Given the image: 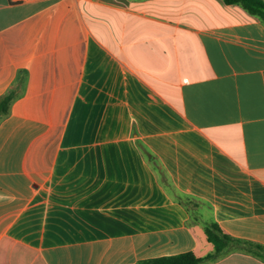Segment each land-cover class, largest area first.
I'll return each mask as SVG.
<instances>
[{"label": "crops", "instance_id": "crops-1", "mask_svg": "<svg viewBox=\"0 0 264 264\" xmlns=\"http://www.w3.org/2000/svg\"><path fill=\"white\" fill-rule=\"evenodd\" d=\"M11 91L0 264H264L207 258L212 221L264 244V21L241 4L0 0Z\"/></svg>", "mask_w": 264, "mask_h": 264}, {"label": "trees", "instance_id": "trees-1", "mask_svg": "<svg viewBox=\"0 0 264 264\" xmlns=\"http://www.w3.org/2000/svg\"><path fill=\"white\" fill-rule=\"evenodd\" d=\"M228 4H241L251 14L264 21V0H225ZM15 92H9L0 99V121L11 109ZM208 240L214 244L215 252L207 258L219 256L233 250H242L261 256L264 259V244L244 238L234 237L227 233L221 225L212 221L206 226ZM204 258L194 251H186L173 255H163L139 260L136 264H200Z\"/></svg>", "mask_w": 264, "mask_h": 264}, {"label": "rangeland", "instance_id": "rangeland-1", "mask_svg": "<svg viewBox=\"0 0 264 264\" xmlns=\"http://www.w3.org/2000/svg\"><path fill=\"white\" fill-rule=\"evenodd\" d=\"M198 232H199V239H200V241H202V239H204L203 241H204V243H205V241H207V240H206V237H205L204 229H203L201 226L198 227ZM209 243H210V242H209ZM209 245L212 246V243H210ZM212 247H213V246H212ZM199 252H200V251H199Z\"/></svg>", "mask_w": 264, "mask_h": 264}, {"label": "built area", "instance_id": "built-area-1", "mask_svg": "<svg viewBox=\"0 0 264 264\" xmlns=\"http://www.w3.org/2000/svg\"><path fill=\"white\" fill-rule=\"evenodd\" d=\"M13 2H33L37 0H12Z\"/></svg>", "mask_w": 264, "mask_h": 264}]
</instances>
